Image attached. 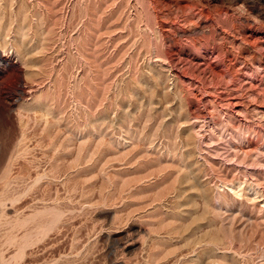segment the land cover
<instances>
[{
	"label": "rangeland",
	"instance_id": "rangeland-1",
	"mask_svg": "<svg viewBox=\"0 0 264 264\" xmlns=\"http://www.w3.org/2000/svg\"><path fill=\"white\" fill-rule=\"evenodd\" d=\"M0 264H264V0H0Z\"/></svg>",
	"mask_w": 264,
	"mask_h": 264
}]
</instances>
